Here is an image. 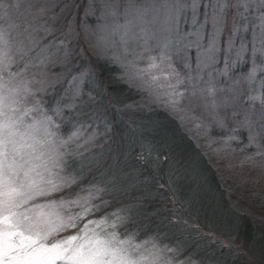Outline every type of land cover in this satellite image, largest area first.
I'll use <instances>...</instances> for the list:
<instances>
[{
    "label": "rangeland",
    "instance_id": "374dc122",
    "mask_svg": "<svg viewBox=\"0 0 264 264\" xmlns=\"http://www.w3.org/2000/svg\"><path fill=\"white\" fill-rule=\"evenodd\" d=\"M6 2L10 5L19 4L18 8L9 7L8 10L12 20L19 25L18 31L21 33L19 39L25 49V54L17 57V65L12 71L16 72L14 69L18 68L17 71L22 73L18 79L30 80L31 87L36 93L34 97H28L26 107H31L38 101L44 111L45 103L58 89L67 95L65 97L69 99V103L66 109H56L66 110L74 117L80 116L82 109H85L87 102L92 101L95 95V92L86 90L89 87V74L98 67L95 61L97 58L108 59L113 67L120 70L121 82H127L144 91L152 103L168 112L180 122L185 131L190 133L192 139L217 169L231 202L240 212L248 215L255 222L259 232L264 235V155L260 154L264 152V124H260L264 123V104L254 107L260 108L262 115L261 118L248 120L250 126L243 120L240 122L241 126L237 125L227 135H220L218 132L215 135L213 132L216 128L222 132V128L217 127V124L224 116H229L227 113L230 109L229 104L225 106L227 100L224 99V90L234 96L229 100L232 106L241 100L243 94L250 96L264 94V37H261L259 28L252 27L256 23L255 14L249 16L247 32L244 31L246 22L237 19L240 31L233 34L235 9L229 8L226 22L214 27L212 5L216 4L217 0H197L199 6L195 12L192 8L193 0H179L184 7L170 20L161 16L159 21L147 26L158 38L149 42V47L153 51L145 52L144 58L137 60V55L143 52L142 41H131L127 53L118 43L94 48L90 41H95L93 34L98 32L99 25L123 23L122 14L129 3L143 6L152 3L153 0H6ZM155 2L159 3V0ZM104 3L116 6L121 15L103 19L101 5ZM133 31L138 32L139 28ZM164 41L171 42L167 50L170 60L160 68L154 69L153 74L160 75L162 68L165 73L175 69L179 76L171 75L168 79L161 76L158 81H152L148 76L143 79L134 78V69L131 68L130 62L135 61L139 68L146 67L149 55H160L161 49L158 45ZM213 43L215 46L209 51ZM168 63L172 68L168 67ZM254 67L256 68L254 78L249 80V73ZM177 80L180 81L179 84ZM169 84L176 85V91L183 93L182 97H175L179 100L176 104L170 102L172 98L168 93L172 89L168 87ZM244 103L246 105V100ZM251 104L255 106V102L252 101ZM62 115L58 117L65 121L66 117ZM78 132L77 139L84 134L79 129ZM252 137L255 139H250ZM94 138L97 139L96 133L78 143L83 146ZM212 239L213 244L218 245L219 249L235 252L231 246L232 241H218L216 237ZM159 247L165 249L160 254V264H167L168 261L172 264H197L191 259L180 257L179 254L182 252L176 248L161 245ZM232 259L231 257L215 261V264H232ZM241 259L240 264H258L246 253Z\"/></svg>",
    "mask_w": 264,
    "mask_h": 264
},
{
    "label": "snow or ice",
    "instance_id": "6c2138e0",
    "mask_svg": "<svg viewBox=\"0 0 264 264\" xmlns=\"http://www.w3.org/2000/svg\"><path fill=\"white\" fill-rule=\"evenodd\" d=\"M198 6L197 0H193L194 12ZM9 7L18 8L19 4L0 0V264H160V254L165 249L154 239L138 241L135 234L121 235L119 228L127 220L123 209L99 219L91 218L107 204L95 203L102 199L103 188L95 185L79 188V176L68 168L65 157L70 153L66 148L79 137L78 130L64 139L56 121L61 115L58 109L49 115L38 101L31 107L25 106L28 97L36 93L30 80L18 79L22 73L12 71L25 49ZM101 7L103 19L121 15L110 3ZM183 7L179 0H159V3L153 0L143 6L129 3L122 14L124 22L99 25L98 32L93 34L95 41L90 43L94 48L118 43L127 53L128 44L139 40L143 42V52L136 59H143L145 52L153 51L149 42L158 38L147 26L161 16L170 20ZM212 8L214 27L226 22L229 8L235 9L233 34L240 31L237 19L246 22L247 32L249 16L255 14L256 23L252 27L259 28L264 37V0H217ZM135 28L139 31H133ZM231 43L230 37V46ZM158 46L160 55H149L146 67L139 68L135 61L130 62L134 78L148 76L158 81L161 76L165 79L179 76L175 69L165 73L161 68L160 75L153 74L154 69L170 60L167 50L171 42L164 41ZM214 46L213 43L209 51ZM168 67L172 65L168 63ZM255 72L254 67L249 80ZM168 87L172 89L168 93L170 102L178 103L175 97H182L183 93L176 91V85ZM249 100L264 104V94L251 96Z\"/></svg>",
    "mask_w": 264,
    "mask_h": 264
},
{
    "label": "trees",
    "instance_id": "16d2710c",
    "mask_svg": "<svg viewBox=\"0 0 264 264\" xmlns=\"http://www.w3.org/2000/svg\"><path fill=\"white\" fill-rule=\"evenodd\" d=\"M95 62L96 72L88 76L92 90L86 89L95 92V99L86 101L80 116L59 110L66 120L56 117L64 139L78 129L84 133L67 146L70 154L65 159L69 170L80 178L79 188H103L102 199L95 203L107 206L91 218L123 209L127 220L119 228L122 236L135 234L138 241L152 238L161 246L180 250V257L197 264H215L231 257L232 264H240L245 253L264 264V235L231 202L217 169L190 133L144 91L121 82L120 70L108 59ZM224 92L229 116L220 119L217 127L222 132L216 128L215 135L231 133L243 120L250 126L248 120L261 118L260 108H254L261 103L251 104L250 94H243L232 106L229 100L234 96ZM51 96L50 106L45 103L49 115L67 107L66 94L57 89ZM92 133L97 139L79 145ZM212 237L232 241L235 252L219 249Z\"/></svg>",
    "mask_w": 264,
    "mask_h": 264
}]
</instances>
